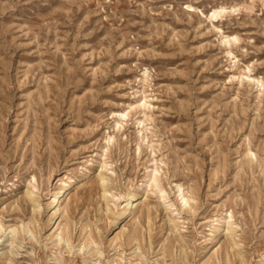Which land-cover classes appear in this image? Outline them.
Wrapping results in <instances>:
<instances>
[{"label": "rangeland", "instance_id": "obj_1", "mask_svg": "<svg viewBox=\"0 0 264 264\" xmlns=\"http://www.w3.org/2000/svg\"><path fill=\"white\" fill-rule=\"evenodd\" d=\"M0 224V264H264V0H0Z\"/></svg>", "mask_w": 264, "mask_h": 264}, {"label": "bare ground", "instance_id": "obj_2", "mask_svg": "<svg viewBox=\"0 0 264 264\" xmlns=\"http://www.w3.org/2000/svg\"><path fill=\"white\" fill-rule=\"evenodd\" d=\"M213 15H216V13H213ZM84 178V177H83ZM77 179L78 178H71L70 180H69V182H66V183H64L63 184V186L62 187H64V189L63 188H60V190H58L57 192H55V193H53L52 195V199H51V202H49L47 205H48V208H50V209H55L56 211L57 210H59L60 209V207L62 206V204H63V202H64V196H65V194L68 192V190H70L72 187H74V185L75 184H77L76 182H77ZM101 180H102V182L104 181V178L102 177V175H101ZM103 185V184H102ZM55 188V187H54ZM63 189V190H62ZM104 192H105V189H104ZM107 193V192H106ZM135 192H130L129 194H128V198L126 199V205L124 206V208H123V210L121 211V212H118L115 216H114V218L111 220V221H113L114 220V226L116 227L119 223H120V221L122 220V219H127V218H129L130 216H131V214H132V212H133V210L134 209H132V200L135 198ZM30 200H32V201H34L35 199H33V198H30ZM40 205V204H39ZM39 205H38V207H39ZM54 215L56 216V212L52 215V218L54 217ZM86 228H87V226H83V229H82V231L84 232L85 230H86ZM3 229V225L2 224H0V231ZM9 229V231H10V234H12L11 235V237L7 240L8 241V245H13V239L14 238H19L20 240H23L24 239V232H23V230H20L19 228H17L16 226H14V227H9L8 228ZM60 229V231L58 232L59 234H58V236H59V241L60 240H64V239H66L65 241H68V240H70V237H71V235H70V230H69V226H62V228L60 227V226H58L57 227V230H59ZM5 231V230H4ZM23 232V233H22ZM226 235L229 237L230 235H232V232H231V230H228L227 231V233H226ZM216 237L217 236H215V237H213V240H214V242H215V240H216ZM117 240H120V237L119 236H117V237H115V238H112V239H110L109 240V244H112L113 242H115V241H117ZM140 241V239H139V234L138 233H134V235L132 236V237H130L129 239H128V243H132V242H139ZM91 244H95L96 246L98 245V243L96 242V240L94 239V236L92 235V233H91V230L89 231V233H84V241H83V243H82V249L83 248H86V247H88V246H90ZM225 256L227 257L226 259H228V263H230V258H229V254L228 253H226L225 254ZM139 257V256H138ZM141 259V258H140ZM3 264H14V261H13V258L10 256H5L4 258H3Z\"/></svg>", "mask_w": 264, "mask_h": 264}]
</instances>
